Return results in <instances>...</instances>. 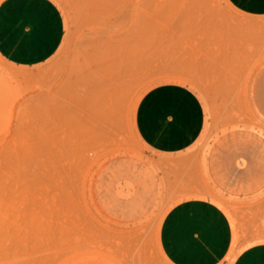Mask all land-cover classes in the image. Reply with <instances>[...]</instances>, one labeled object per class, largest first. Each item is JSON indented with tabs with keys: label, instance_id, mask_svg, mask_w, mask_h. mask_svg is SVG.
Wrapping results in <instances>:
<instances>
[{
	"label": "rangeland",
	"instance_id": "374dc122",
	"mask_svg": "<svg viewBox=\"0 0 264 264\" xmlns=\"http://www.w3.org/2000/svg\"><path fill=\"white\" fill-rule=\"evenodd\" d=\"M54 1L57 52L32 66L0 55V264H178L162 225L187 200L228 220L215 264L264 242V16L228 0ZM162 85L203 114L170 152L135 126Z\"/></svg>",
	"mask_w": 264,
	"mask_h": 264
},
{
	"label": "crops",
	"instance_id": "0c3cea01",
	"mask_svg": "<svg viewBox=\"0 0 264 264\" xmlns=\"http://www.w3.org/2000/svg\"><path fill=\"white\" fill-rule=\"evenodd\" d=\"M249 15L264 16V0H228ZM64 36L63 14L54 0H0V55L17 65L32 66L53 56ZM203 114L196 96L176 85L148 91L139 101L135 126L153 148L170 152L197 137ZM192 233L196 250L185 242ZM164 248L178 264H215L228 251L230 227L225 214L205 201L178 203L164 218ZM234 264H264V242L247 246Z\"/></svg>",
	"mask_w": 264,
	"mask_h": 264
}]
</instances>
